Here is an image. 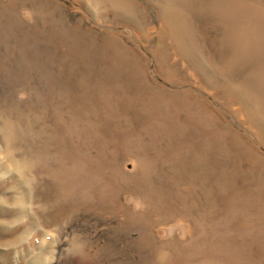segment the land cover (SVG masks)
Segmentation results:
<instances>
[{"label":"rangeland","instance_id":"1","mask_svg":"<svg viewBox=\"0 0 264 264\" xmlns=\"http://www.w3.org/2000/svg\"><path fill=\"white\" fill-rule=\"evenodd\" d=\"M88 1L0 0V264H170L158 259L154 245L170 252L173 242L204 235L234 240L245 251L243 264L260 261L264 208L260 223L254 219L259 211H253L247 230L239 232L221 194L207 196L210 188L196 179L191 193L186 191L190 169L184 158L167 151L173 139H181L167 131L180 119H171L161 106L133 102V68L139 61L153 85L207 100L216 110L210 117L214 131L245 139L263 164L264 125L251 118L259 144L245 129V110L226 99L224 88L211 97L202 90L205 75L201 80L190 75L188 56L168 51L163 62L152 54L159 41L160 1L129 0L138 28L125 25L122 13ZM238 2L264 15V0ZM201 6H191L192 18L199 38L213 44L219 33L207 25L209 6ZM240 10L234 8V20ZM225 11H213V17L222 23L229 16ZM115 42L128 46V58L111 50ZM170 78L184 82L163 80ZM222 162L224 170L236 167L234 155ZM215 168L197 172L217 175ZM263 177H241L237 194L264 201Z\"/></svg>","mask_w":264,"mask_h":264},{"label":"bare ground","instance_id":"2","mask_svg":"<svg viewBox=\"0 0 264 264\" xmlns=\"http://www.w3.org/2000/svg\"><path fill=\"white\" fill-rule=\"evenodd\" d=\"M152 1H160L162 4H164L163 9H158V12L160 13V17L158 18H160L159 20L161 23L160 29L157 30L159 41L157 40V47L154 48L152 54L156 56V58L158 57V55H161V59L163 62H165L166 58L168 57V53L172 52L173 50L179 52L178 54L180 55L185 54L186 56H188L191 60L189 61V65L192 69H190V75L193 78L196 77V79L198 77L200 80L202 78L201 75H205L203 76L204 78H202L203 80H201L202 90H204L211 97L213 95L212 91L217 90L219 87L224 88L225 91L228 92L226 93V99L230 102H235L236 105H240L245 110L248 119L247 122L245 121V115L244 119H242L241 117L242 123L243 121L246 122L243 123L245 129L249 131L251 135H254L253 138H255L257 143L262 144V139L257 135L252 121L256 120L258 121V125L260 123L264 125V15L262 14L261 16L255 14L249 8L250 6L246 4L247 2L244 3L245 1L243 3L238 2L239 4H237V0ZM88 2H90L92 6L101 5L99 6V8H106L109 12L115 13L118 11L122 13L121 18L123 19L121 21H123L125 25L129 26V24H132L138 28L136 22V25L132 23L135 14L131 12V2H129V0H89ZM197 3L202 4L201 7H203V4L209 6L208 17L212 18L207 23V25L209 23H212L219 33L217 38L214 36L216 39L214 38V42L212 41L213 44L207 43V41L209 40L206 41V36L201 39L198 36L199 33L197 32V24L195 22V19L192 18V15L194 16L195 12L190 11L191 6ZM181 6H183L184 9H181ZM194 7L199 6L196 5ZM239 7L241 8V16L238 17V19L235 18L234 20L235 14H233V10L234 8H236L237 10ZM218 10H226L229 12L228 18L225 19L222 23V20L219 17H213L215 14L213 11ZM132 14L134 16H132ZM115 16L116 15H114V17ZM115 18H117V16ZM203 29L204 28L201 27V32ZM203 33H205V31H203ZM110 48L114 52H121V55L127 58L129 57V54L131 52L128 51L129 49H126L128 48V46H126V48L120 47L119 45H117V43L111 44ZM191 50L196 51V54L193 55L191 53ZM137 62L138 64L136 63L133 68V72L135 74L131 73L132 75L134 74V82H136V89L134 88L136 96L135 93L130 92L131 95L134 94L135 96V98L133 97V102H135L137 99L138 103H140L141 105H148L150 108L156 110H159V107L161 106V109L165 111L166 115L170 116L171 119H180V125L176 123L177 127H173L172 129L167 131L174 134L176 138L177 136L181 137V139H173V143L171 142V147H169L167 151H170V155L174 157H178L179 159L184 158L190 169L189 176L191 177L192 182L190 183V186L186 191L191 193V185L193 186L196 179L198 181H201L202 184L207 185V188H210L208 193H206L207 196L215 198L216 194H219V196L221 194L224 198L223 201H225L224 207L227 206L230 212L228 216L231 217L232 214V217L235 216V220H233V226L237 228L239 232L247 230L249 222L253 217V211H259L257 218H253L256 220L257 224L260 223L263 219L261 210L264 208V201L254 202V200L248 199L247 196L244 197L240 194H237L236 181L240 180L241 177H250V175H252L253 173L263 174L264 164L262 157L251 149L245 139L244 141L243 139L232 135L230 138H228V135H225L229 134L230 131H227V133L224 134L223 130H221L223 131L222 133L214 131V123L210 117H213V112L216 110L213 109V107L207 100L198 99V97L192 94L168 92L163 87L153 85V82L151 83L152 79H150L148 75L146 65L145 67H143L139 65V61ZM126 64L127 63H125V65ZM132 65L130 66L131 68ZM121 73L123 74V72ZM129 76L130 75H127V77ZM123 77L124 76H122L121 78ZM163 80L169 84H171L173 81V79ZM132 82L133 81L131 80V83ZM134 82L132 84H134ZM183 82L184 81H173V83L179 84H182ZM130 91H132L131 88ZM130 97L127 96V98H129V101L131 99ZM155 105L158 106L156 107ZM154 112L157 113L156 111ZM251 118L253 120H251ZM162 130L163 132L166 131L165 129ZM126 142L127 141L125 140L124 143ZM184 154L186 155L182 157V155ZM231 155L235 156L236 167L234 169L224 170L222 158ZM210 167H216L220 172L217 175H204V173H202L201 176L199 175L200 173L197 172L198 170H200V168ZM75 171L79 172L77 167ZM143 191L146 192V190ZM169 195H171L172 197V194ZM263 198L264 197H261V200ZM243 201H245L246 204H243ZM204 216L205 217H203V219L205 218L206 220H208V216L210 215L205 214ZM213 218H219V216H216L215 214ZM240 218L244 219L245 224H243V220H239ZM172 220L173 218H170L164 220V222ZM216 225H220L219 220L216 221ZM236 233H238V231ZM235 244L236 243L234 240H230L228 238H223V240L220 241L217 236L204 235L200 237L198 236L195 241H191L186 244H178L173 242V245L170 246L169 249L171 250L170 252H168L167 250L158 249V247H156L155 245L153 248L156 251L157 257L160 261L168 262L170 264H243L245 251H241L238 248L237 244ZM246 264H264V258H262L258 262H253L250 258V260H248Z\"/></svg>","mask_w":264,"mask_h":264}]
</instances>
